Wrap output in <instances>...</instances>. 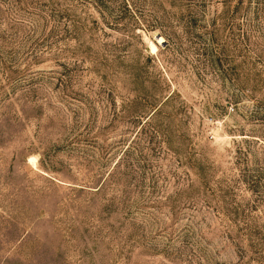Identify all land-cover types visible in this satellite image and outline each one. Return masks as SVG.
<instances>
[{
	"label": "rangeland",
	"instance_id": "obj_1",
	"mask_svg": "<svg viewBox=\"0 0 264 264\" xmlns=\"http://www.w3.org/2000/svg\"><path fill=\"white\" fill-rule=\"evenodd\" d=\"M0 264H264V0H0Z\"/></svg>",
	"mask_w": 264,
	"mask_h": 264
},
{
	"label": "bare ground",
	"instance_id": "obj_2",
	"mask_svg": "<svg viewBox=\"0 0 264 264\" xmlns=\"http://www.w3.org/2000/svg\"><path fill=\"white\" fill-rule=\"evenodd\" d=\"M151 47L154 49V48H155V45H154V44H152V45H151Z\"/></svg>",
	"mask_w": 264,
	"mask_h": 264
},
{
	"label": "water",
	"instance_id": "obj_3",
	"mask_svg": "<svg viewBox=\"0 0 264 264\" xmlns=\"http://www.w3.org/2000/svg\"><path fill=\"white\" fill-rule=\"evenodd\" d=\"M157 36H159V35H157Z\"/></svg>",
	"mask_w": 264,
	"mask_h": 264
}]
</instances>
